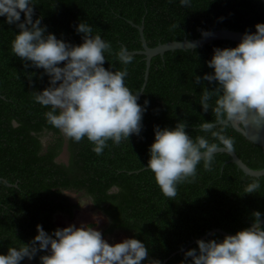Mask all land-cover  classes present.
Instances as JSON below:
<instances>
[{"label": "trees", "instance_id": "trees-1", "mask_svg": "<svg viewBox=\"0 0 264 264\" xmlns=\"http://www.w3.org/2000/svg\"><path fill=\"white\" fill-rule=\"evenodd\" d=\"M33 19L41 26L75 45L82 43L76 26L86 21L111 43L105 53L106 69L127 67L125 83L138 103L150 101L139 136L128 142L108 141L97 155L86 138L74 142L47 123L48 108L35 103L33 91L48 86L43 69L26 67L11 50L19 32L0 17V254L9 247L27 244L36 235V226L52 233L57 214L72 217L78 204L67 192L81 194L107 221L104 233L125 232L149 248L148 259L161 264H180L184 252L196 248L193 241L212 230L236 234L253 223V213L264 217V176H246L230 162L227 153H217L211 170L197 165L194 182L181 183L174 198L164 196L151 171L145 170L154 142V126L174 128L186 122V132L195 138L204 135L200 124L215 119L211 108L203 112L200 95L212 91L216 82L195 76L212 73L207 66L214 48H234L239 43L219 40L194 50L165 52L151 57L146 83L144 54H132L133 62L123 65L116 56L121 45L129 52L142 51L139 28L148 48L173 41L194 40L205 31L228 29L254 32L264 23L260 0H192L183 7L179 0H34ZM24 17L21 14V22ZM63 66V62L61 65ZM215 97L210 101L214 105ZM235 140L234 153L250 169L264 168V149L251 143L231 125L224 129ZM258 181L259 189L246 193L247 184ZM225 236L213 233L209 239ZM38 252L21 264H40ZM191 259V258H189ZM142 264H146L142 262Z\"/></svg>", "mask_w": 264, "mask_h": 264}, {"label": "clouds", "instance_id": "clouds-1", "mask_svg": "<svg viewBox=\"0 0 264 264\" xmlns=\"http://www.w3.org/2000/svg\"><path fill=\"white\" fill-rule=\"evenodd\" d=\"M179 3L187 8L192 0ZM34 6V0H0V17L19 29L11 41L12 53L30 62L26 67L43 69L41 78L48 77L47 87L31 92L35 103L48 108L44 113L47 123L74 142L86 138L97 155L103 153L109 140L118 145L128 142L131 135L139 136L150 101L138 103L141 90L134 93L125 83L127 67L112 70L111 65L109 69L103 66L105 53L112 52L111 43L99 33L93 35L86 21L75 29L82 34L81 44L57 39L41 26V18L33 19ZM254 27V32L245 31L236 47L214 48L206 62L213 72L194 77L196 84L201 80L216 82L212 91L204 88L200 95L203 112L211 108L215 117L200 124L204 135L190 136L186 122L171 129L154 126V142L144 169L153 173L164 196L174 198L179 184L194 182L201 162L205 170H211L218 150L234 152L235 140L225 135L226 127L264 126V23ZM116 56L125 66L133 62L127 46L121 45ZM213 97L214 105L210 103ZM259 187V182L253 181L245 192H256ZM253 217L250 227L222 240L197 239V247L184 252L180 264H264L262 213L254 212ZM36 231L27 244L9 247L6 255L0 254V264H21L25 258L31 261L38 252L47 253L39 256L40 264H161L158 259H148L145 242L126 238L110 244L92 226L69 225L48 233L37 225Z\"/></svg>", "mask_w": 264, "mask_h": 264}, {"label": "water", "instance_id": "water-1", "mask_svg": "<svg viewBox=\"0 0 264 264\" xmlns=\"http://www.w3.org/2000/svg\"><path fill=\"white\" fill-rule=\"evenodd\" d=\"M260 1L264 5V0H260ZM211 33L212 35L207 36V37L202 35L198 39H194V40H183L180 42L173 41V42H168L165 44H159L158 46L154 48H148L146 46V42L143 37V30L140 27L139 35H140V41H141L143 50L138 51V52H131V54L138 53V54L145 55L146 69H145V75H144V83H146L147 76H148V69L150 65V59L153 56H156V55L163 56L165 52H169V51L194 50L196 48H200L206 44H209L214 41H219V40H227V41H231L235 43H240L242 35L244 34V32H238V31H233V30H228V29L213 30L211 31ZM231 127L235 131L240 133L242 136H244L248 141L264 149V126L258 128L257 126L250 124L249 127L246 129L238 128L235 126H231ZM218 153H226V152H223L222 150H218ZM227 154L230 156V162L235 164L237 168L240 171H242L246 176L255 177V178L264 176V168L261 170L250 169L237 157V155L234 152L227 153ZM261 225L264 226V217L261 218ZM213 233H217L223 236L233 235V234H228L222 230L215 229V230L210 231L206 235L200 237L199 239L204 240L206 238H210L213 235ZM195 242L196 240L193 241V243Z\"/></svg>", "mask_w": 264, "mask_h": 264}, {"label": "rangeland", "instance_id": "rangeland-1", "mask_svg": "<svg viewBox=\"0 0 264 264\" xmlns=\"http://www.w3.org/2000/svg\"><path fill=\"white\" fill-rule=\"evenodd\" d=\"M71 202L78 204V208L74 211L73 216L70 218L67 215L57 214L54 218L60 228L69 225L80 227L81 225L92 226L102 233V237L110 244L119 243L123 239L131 238L129 234L121 231H115L111 234H105L104 230L107 225L106 219L97 210L93 209L91 201L81 194L67 192Z\"/></svg>", "mask_w": 264, "mask_h": 264}]
</instances>
